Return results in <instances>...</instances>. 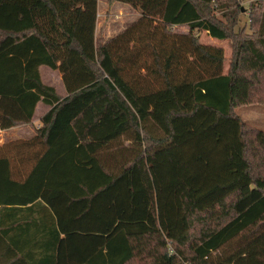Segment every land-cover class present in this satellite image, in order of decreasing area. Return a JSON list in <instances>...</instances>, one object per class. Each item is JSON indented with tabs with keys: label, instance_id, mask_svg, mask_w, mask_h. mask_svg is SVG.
I'll return each mask as SVG.
<instances>
[{
	"label": "trees",
	"instance_id": "obj_1",
	"mask_svg": "<svg viewBox=\"0 0 264 264\" xmlns=\"http://www.w3.org/2000/svg\"><path fill=\"white\" fill-rule=\"evenodd\" d=\"M109 1L140 17L106 40L97 0H0V132L51 107L0 146V264H58L62 228L98 237L81 264H264V131L236 113L264 104V0L249 31L241 0Z\"/></svg>",
	"mask_w": 264,
	"mask_h": 264
},
{
	"label": "crops",
	"instance_id": "obj_2",
	"mask_svg": "<svg viewBox=\"0 0 264 264\" xmlns=\"http://www.w3.org/2000/svg\"><path fill=\"white\" fill-rule=\"evenodd\" d=\"M98 1V20L97 29L98 34L103 27V23L100 26V15L107 13L104 21L107 22L104 30V38L106 40L113 38L127 26H121L120 29L114 31V26L118 27L121 23L117 22L123 20V18H128V16H133L135 10L132 6L128 4H123L119 2H110L109 0H97ZM124 11L122 15L121 12ZM139 14V13H138ZM140 17V15H138ZM135 22V21H134ZM132 22L131 24H133ZM129 24V25H131ZM114 31V32H113ZM41 79L43 84L53 87L60 97H65L67 95L65 86L62 82V76L59 71L51 69L47 66H41L39 69ZM51 107L45 105L44 103H38L35 109L33 120L28 125H22L19 127H14L5 131L0 132V141L2 144H7L17 140H30L36 133L35 130L42 126L41 120L45 116ZM61 243L60 249L58 251V264H81L94 249L97 248L98 237L93 236L91 232L84 230L81 233L69 232L66 233L65 230H60ZM100 241H102L100 239Z\"/></svg>",
	"mask_w": 264,
	"mask_h": 264
},
{
	"label": "rangeland",
	"instance_id": "obj_3",
	"mask_svg": "<svg viewBox=\"0 0 264 264\" xmlns=\"http://www.w3.org/2000/svg\"><path fill=\"white\" fill-rule=\"evenodd\" d=\"M254 0H241L240 4L242 6V10H243V15L240 17V23H239V27L243 28L246 27L247 31H249V21H248V13H249V9H250V5ZM121 14H124V11L121 12ZM107 13H103L100 15V26L103 23V35H104V30H105V26L107 24L105 20ZM138 12L135 11L133 16H128V18H123V20H119L117 22L121 23L120 26L116 27L114 26V31L118 30L121 28V26H130L129 24H131L132 22L138 20ZM218 18H220L222 21V15L220 13H217L216 15ZM113 31V32H114ZM184 32H187L188 29H184ZM198 37L200 39V42L204 45L207 46H212V47H218V48H222L224 51V56H225V64H224V73L228 72L229 69V65H230V61L232 59V54H233V48H232V44L231 41L229 40H218V39H214L212 37H210L206 32H199ZM236 113L241 117V119L249 126L252 128H257L260 130L264 131V104H258V105H252V106H244V107H240L236 110ZM6 144V143H5ZM4 145L2 144V142L0 141V146ZM124 195V193H123ZM122 195V193L120 192V197H119V202L118 205L120 206V203H123L124 200V196ZM54 212L57 215V218L59 220L60 223H63L65 220H67L70 217V214L67 213V211H65V209L59 205L56 206ZM120 217H122V212L119 215ZM117 224V221H114ZM123 226L131 228L133 230H138V229H142L144 228L145 224L144 223H135L132 224V222L129 221L128 224H123ZM70 228L72 230H77L76 227H74L73 224L70 225ZM61 231H64V229L62 228Z\"/></svg>",
	"mask_w": 264,
	"mask_h": 264
}]
</instances>
